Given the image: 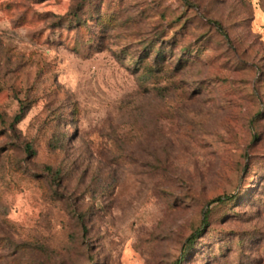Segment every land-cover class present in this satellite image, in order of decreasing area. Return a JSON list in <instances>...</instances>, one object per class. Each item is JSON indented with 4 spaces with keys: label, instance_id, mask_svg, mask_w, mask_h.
Instances as JSON below:
<instances>
[{
    "label": "rangeland",
    "instance_id": "obj_1",
    "mask_svg": "<svg viewBox=\"0 0 264 264\" xmlns=\"http://www.w3.org/2000/svg\"><path fill=\"white\" fill-rule=\"evenodd\" d=\"M178 263L264 264V0H0V264Z\"/></svg>",
    "mask_w": 264,
    "mask_h": 264
},
{
    "label": "trees",
    "instance_id": "obj_2",
    "mask_svg": "<svg viewBox=\"0 0 264 264\" xmlns=\"http://www.w3.org/2000/svg\"><path fill=\"white\" fill-rule=\"evenodd\" d=\"M22 113H23V109L21 108V109L19 110V114L16 115V116L14 117V122H18V121L21 119V117H22ZM26 148L28 149V151H30V147H29V146H27ZM226 200H228V198H216V199L211 200L209 203H210V204H212V203H216V202H218V203H223V202H225ZM208 215H209V212L207 211V212L204 214V216H203V221H202V225H203V227H205V226L207 225V218H208ZM197 234H198V233H197ZM183 257H184V256H181V257H180V259H179V263L182 262V260L184 259ZM179 263H178V264H179Z\"/></svg>",
    "mask_w": 264,
    "mask_h": 264
}]
</instances>
